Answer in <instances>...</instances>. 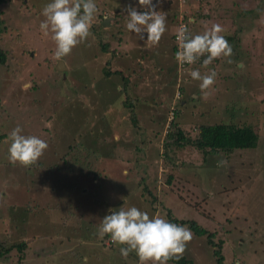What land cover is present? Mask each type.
<instances>
[{
  "label": "rangeland",
  "instance_id": "obj_1",
  "mask_svg": "<svg viewBox=\"0 0 264 264\" xmlns=\"http://www.w3.org/2000/svg\"><path fill=\"white\" fill-rule=\"evenodd\" d=\"M50 2L8 0L1 6V19L9 30L1 42L7 57L6 64L0 66V102L3 105L0 135L7 145L0 143V175L6 172L0 176V242L6 249L21 242L26 248L22 252L7 253L0 264H84V257L88 258L87 264H138L134 252L125 259L117 245L101 246L97 235L101 221L110 210L133 206L147 212L150 218L158 213L166 220L170 217L197 222L214 234L216 242L225 241L222 246L224 264L236 261L264 264V0H163L160 9L166 14L170 28L166 29L162 40L164 36L171 39L169 31L177 28L175 25L180 19L188 24L190 18L194 24L188 27L194 34H202L213 24H220L224 29L222 35L234 39H226L233 48L230 58L233 63H228L229 58L225 57L216 59L215 83L206 94L200 90V81L195 85L191 83L187 88L190 91L180 103L171 105V109L176 107V110L186 106L181 114L184 136L197 137L196 125L228 122L230 109L237 99L241 107H246L234 114L235 123L254 125L261 138L255 150H237L229 156L209 154L204 160L192 147L178 150L169 146L165 157L163 142L171 120L164 115L168 109L163 112L164 106H137L139 130L159 136L148 134L151 142L148 148L141 146L144 141L132 139V135L125 142H128L130 154H135L132 160L138 161L139 166L147 165L145 170L136 172L142 171L140 178L144 174L151 195H142L141 189L136 187L139 178L130 172L135 166L137 168L136 163L128 165L122 161L127 146L113 144L121 139L114 127H118L119 132L122 131L120 127L129 131L127 115L130 110L124 112L129 103L125 92L121 91L124 74L144 68L140 71L144 78L135 76L130 83L131 86L137 84L135 91L140 96L146 95V102L154 94L159 102L165 101L171 92L165 79L163 83L158 81L162 59L157 54L161 51L155 46L146 47L144 41L126 29L128 6L142 7L138 0H95L98 11L91 35L70 55L56 60L51 34L44 36L39 27L45 19L42 10ZM110 12L119 15L113 16ZM103 14L111 24L102 27L103 41L100 43L97 38L100 29H93V25ZM172 20H175L174 26L169 24ZM144 35L146 39L147 34ZM100 44L106 45V53ZM162 45L169 52V42L162 44L160 40L159 47ZM142 53L143 62L135 61ZM169 57L165 55L166 59ZM60 65L64 67L63 72L56 70ZM106 70H118L119 74L106 80L103 77ZM211 71L200 70L201 75ZM131 86L127 93H131ZM186 101L196 108L194 115L187 112ZM200 112L203 115H199ZM162 120H165L163 126ZM17 126L23 129L22 135L37 136L48 144L31 170L19 165L14 169L8 167L5 154H8L9 142L6 141ZM130 129L134 130L131 126ZM86 147L96 150V157L91 158L96 162H86L82 167L97 171L99 179L107 185L106 189L98 187L92 191L97 198L90 193L88 197L72 193L66 184L65 189H60L55 178V175L62 176L58 170L60 167L63 170L67 155V162L72 154L88 159ZM143 148H147L145 153ZM220 161L227 163L218 166ZM121 168L125 179L121 177ZM8 184H15L18 187L15 190L20 192L12 195L9 192L12 186ZM72 185L74 189L77 187L73 181ZM21 192L28 193L31 201L40 206L34 209L32 203L28 205ZM2 196L6 199L3 205ZM8 205L12 207L8 209ZM88 214L92 216L89 221ZM75 230L70 243L73 245L69 246L65 237ZM109 237L106 235L102 240L105 242ZM182 257L193 264H214L206 239L195 235Z\"/></svg>",
  "mask_w": 264,
  "mask_h": 264
},
{
  "label": "clouds",
  "instance_id": "obj_2",
  "mask_svg": "<svg viewBox=\"0 0 264 264\" xmlns=\"http://www.w3.org/2000/svg\"><path fill=\"white\" fill-rule=\"evenodd\" d=\"M138 3L144 11L129 5L126 29L144 41L146 47L157 46L166 32V14L156 10L158 5L153 0H138ZM158 3L162 4L163 0H158ZM97 11L95 0H51L44 6L42 16L45 19L39 27L44 36L51 34L55 44L54 59L61 60L70 55L76 46L88 39ZM103 17L108 19L105 14ZM193 22L191 18L188 20V24ZM188 24H181L177 30L178 51L174 41L172 45L176 48L175 60L179 66L193 65L201 57H205V68L221 57L229 58L227 62L233 63L230 59L233 48L222 35L224 29L220 24H213L210 29L196 35L191 34ZM189 75L200 81V90L206 94V90L215 83L217 73L211 71L201 75L199 70H192ZM22 131L17 126L9 133L7 158L13 166L29 168L44 155L48 144L37 136L22 135ZM226 163L220 161L218 166ZM97 235L100 239L109 235L125 259L134 252L138 264H168L169 260L181 258L193 239V233L187 226L169 222L158 213L150 218L147 212L135 206L110 210V214L101 221ZM87 259L84 257V264H87Z\"/></svg>",
  "mask_w": 264,
  "mask_h": 264
},
{
  "label": "trees",
  "instance_id": "obj_3",
  "mask_svg": "<svg viewBox=\"0 0 264 264\" xmlns=\"http://www.w3.org/2000/svg\"><path fill=\"white\" fill-rule=\"evenodd\" d=\"M6 2H8V0H0V66H4L6 64V57L7 54L2 51V46H1V42L3 40V35H5L7 33V28L4 27L3 25V19H1V6H3L4 4H7ZM141 12L143 10H140ZM119 15V13H116L113 16H117ZM3 16V13H2ZM193 17H195L193 15ZM174 18L176 19L177 17L174 16ZM185 18H187V14H185ZM97 19L99 20V22L95 23L93 25V29H100V32H98V40L100 43H102V39H101V35L103 33L102 27L107 28L110 26V21H107L106 19H103V16H98ZM96 19V20H97ZM172 24V21H170ZM175 22V20H173V23ZM194 24V23H193ZM197 24V23H196ZM174 26V25H173ZM175 26H177V28L174 29L173 32H169L171 34V40L172 38H175V36L177 35V30L179 28V25L176 24ZM169 27V26H168ZM7 30V31H6ZM190 30V29H189ZM94 31V30H93ZM192 35H196L198 34L197 32H192L190 31ZM226 39L230 40V41H234V39L229 38V37H225ZM174 41V40H172ZM101 45V44H100ZM101 48L104 50V52L106 53L107 51V47L106 45H101ZM176 48L175 46L172 48V53L174 55H171L169 57V59H162L161 62H159V66H158V71H161L158 73V75L160 76L159 78V82L163 83V79H165L168 82V87H170V93H168L167 99L165 101H161L159 102L157 100V95L154 94L152 96L149 97V101L147 100V102L144 100L146 99V95L144 96H140L136 91V87L137 84H135V86H131L130 83V79L132 80L135 76H137L138 78L142 79L144 78L141 74L140 71L141 69H144L143 67H140L138 70L137 69H132L131 70V74H127V75H123V85H122V90L125 92V99L127 100L126 102L129 103V106L127 108V110L124 112H128L129 110V114L127 115V118L130 119L129 123H127V128L129 129V131L127 130H123L122 127L121 130L122 131H118V127H114L113 130L115 131V134L117 133L118 135L121 134V139L118 141H113V144H119L122 147H126V149L124 150L125 152L122 155V161L126 162L128 165L135 162L137 165V168L135 166V168H132L133 174H136V177L139 178V181L136 183V187L140 188L142 191V195L144 194H148L151 195V189H149V187L147 186V183H145L144 181V177L142 175V177H139V172L138 169L141 170H145L147 168L146 164H142L139 166L138 161H134L132 160V158L134 157L135 154H130V152L128 151V142H125L127 137L129 136H133L132 139H137L144 141L143 144H141V146H147L151 144V142L149 141V135H152L153 137H157L159 135H157L156 133H149L145 131H140L138 128V121L136 119V110H137V106L143 107L144 106H150L152 107H161L164 106V110L163 112L166 110V108L168 109L167 113L164 114L165 116H169L168 118H171L170 123H169V127L168 130L165 133L164 139L165 141L163 142V149L165 148V157H167L166 155H168L167 150L169 149V146H174L176 149H180L183 150L186 147H192L195 150H197V152L201 153L205 158L209 155V154H219L222 153L225 156H229L231 154H233L235 151L239 150V151H248V150H255L257 148L258 142L261 138V136L258 134L257 129L254 125L252 124H247V123H235V119L236 116L234 115L237 110H243L246 106L241 107V105H239V103H241L240 100L237 101V99L234 101V105L232 106V108L230 109L231 112V116H230V120L228 122H220L217 124H201V125H196L195 127V131H198L197 133V137H195L194 139L188 138L186 136H184L183 130L181 128V124H182V120H181V114H182V110L183 108H185L186 106H183L181 109L176 107L174 109H171V105H177L180 103V100L185 96L186 92H189L190 90H188V86L193 83L195 85L196 82H198L197 80H193L191 78V76L189 75L190 71L192 70H205V69H209L214 71L213 69L215 68L214 65H216L214 61L211 65H209L207 68L203 67V59L205 57H201L200 60H198L195 64L193 65H187L185 64L183 67L179 66L178 63L175 60V54H176ZM8 57H10V52H8ZM164 62H169L168 64L164 63ZM139 66V65H138ZM119 71H114L112 72L111 70H106L104 72L103 77L108 80L112 75H118ZM199 84V83H198ZM132 87L131 93L126 92V90H128L129 87ZM185 102V101H184ZM186 105L188 107L187 112H189L190 114L194 115L195 113V107L189 106L188 105V101H186ZM3 105L0 102V111L2 109ZM177 111L179 113H177ZM131 112H133V114H131ZM131 115H133L131 117ZM199 115H203L202 112L199 113ZM162 126L163 124H165V120H162ZM115 125L117 126V123H115ZM134 129H130V126ZM111 128V127H110ZM130 133V134H128ZM86 139V138H85ZM4 137L2 135H0V143L4 144L5 146L7 145V143H5ZM132 142V141H131ZM130 142V143H131ZM146 142H148L146 144ZM170 142V144H169ZM129 143V144H130ZM172 143V144H171ZM87 145V144H86ZM90 146V145H89ZM131 147H133V145L131 144ZM147 148H143V152L145 153ZM86 151L87 153L85 154V156L88 157V159H85L83 157L80 156V154L77 155H70V162H67V155L64 159L63 162V170L65 169V171H63L60 167V170H58V173H60L62 176H58L55 175V178L57 179L56 182L58 183V185L60 186V189H65V184L67 185V187L70 189L71 188V192H77V194H79L81 197H88V193L92 194L93 198H97V196L95 195V193H93L92 191H96V188H101L102 187L104 189L107 188V185L104 183L105 181H101L99 179V173L97 171H94L92 169H90V167L87 166V169L83 168V164H87L86 162L92 164L93 162H96L94 160H91V158L96 154V150H93L92 148L86 147ZM163 151V150H162ZM160 154V153H159ZM79 155V156H78ZM5 156L7 157L8 154H5ZM96 157V155H95ZM82 158L84 161H81ZM166 159V158H165ZM99 163V162H98ZM1 165V164H0ZM89 165V164H88ZM11 166V169H14V166L9 162L8 160V167ZM94 168V166H93ZM125 168V167H123ZM121 168V177L123 179L126 178V176L123 175V171L124 169ZM158 168V167H157ZM33 169L32 167H29V170ZM120 169V168H119ZM123 170V171H122ZM6 174V172L1 173L0 176ZM172 176H170L171 179ZM87 178V179H85ZM94 179V180H93ZM170 179L168 180V182L170 183ZM69 180V181H68ZM75 180V181H74ZM72 181L75 182V185L77 186L75 189L73 188L72 185ZM9 182H12L9 180ZM8 182V183H9ZM59 182H62V184H60ZM68 182V184H67ZM11 185L12 188L9 189V192L16 196L20 191H17L15 189H18V187L15 184H8V186ZM87 185V188L85 187ZM70 186V187H69ZM27 190H28V186ZM93 187V190H91L90 188ZM158 189V188H157ZM8 190V189H7ZM6 190V191H7ZM5 191V192H6ZM28 192H30L29 194H31L32 192L30 190H28ZM21 196L22 198L26 197V203L29 205L30 203L33 204V208L36 209L38 206H40V204L36 203L35 201H31V199L28 195V193L25 195L24 193L21 192ZM3 197V202L1 201V204H5L6 203V199L4 196ZM90 197V196H89ZM92 198V199H93ZM21 199V198H20ZM99 201V200H98ZM19 204V203H17ZM16 204V205H17ZM31 205V204H30ZM49 206V205H48ZM51 206V205H50ZM12 207L8 205V209ZM44 207H47V204H44ZM77 211V210H76ZM37 212V211H36ZM78 212V211H77ZM40 213H44V212H40ZM78 217H82L78 216ZM87 220L89 221L92 216L90 214L87 215ZM167 220L169 222L172 223H176L178 225H182V226H187L188 228H190V230L192 231L193 235L197 236V237H204L206 239V243L208 245V247L211 249L212 251V256L214 259V264H224V256L222 254V250H223V245L225 243L224 240H218L217 242L214 240V234L209 233L206 229L202 228L197 222L195 221H178L176 219H172V218H168ZM91 225V224H90ZM76 231H71V233H69L66 237H65V241L69 243V246H72L73 244L71 243V236L75 237ZM106 236V235H105ZM97 238V237H96ZM108 240H106L104 242V240L100 239V243L101 246H104L105 248H112L113 247V243L111 241V238H107ZM228 239V237L226 238ZM26 248V244L25 243H14L10 246L4 247V245L2 244V242H0V259H4L6 254L11 252L12 250H17L19 252H22L24 249ZM70 255L75 256V253H71ZM55 260V258H54ZM53 260V261H54ZM168 262H172L175 264H193L190 260H187L186 258H179V259H173V260H169ZM235 262V261H234ZM234 264V263H233Z\"/></svg>",
  "mask_w": 264,
  "mask_h": 264
},
{
  "label": "crops",
  "instance_id": "obj_4",
  "mask_svg": "<svg viewBox=\"0 0 264 264\" xmlns=\"http://www.w3.org/2000/svg\"><path fill=\"white\" fill-rule=\"evenodd\" d=\"M153 3L155 4L156 3V0L155 1H153ZM158 6H157V8H156V10L158 11V12H162V10L160 9V6H161V4H158V3H156ZM137 10H143L144 11V9L143 8H139V9H137ZM170 24V23H169ZM172 24H173V20H172ZM174 25V24H173ZM169 25H168V23H166V29L167 28H170V26L168 27ZM170 32V31H169ZM172 37V36H171ZM161 41H162V44H166V41L167 42H169V48L168 49H170L169 50V52H168V50H164L163 49V46L164 45H162L161 47H159V44L157 45V46H155L157 49H159L160 51H161V53H159V54H157L158 56H160L161 57V59H166L165 58V55L167 54V55H169V56H171V55H174L173 53H172V46H170V41H171V39L170 38H168V36L167 37H165L164 36V38H163V40H162V38H161ZM161 44V43H160ZM126 51V49H124V52ZM172 53V54H171ZM171 54V55H170ZM140 57V58H139ZM141 61V62H143V60H144V56H143V53L142 54H140L139 56H138V58H136L135 59V61ZM156 65V64H155ZM57 194V193H56ZM36 234V233H35ZM40 235V237H42V236H44V235H41V234H39Z\"/></svg>",
  "mask_w": 264,
  "mask_h": 264
},
{
  "label": "built area",
  "instance_id": "obj_5",
  "mask_svg": "<svg viewBox=\"0 0 264 264\" xmlns=\"http://www.w3.org/2000/svg\"><path fill=\"white\" fill-rule=\"evenodd\" d=\"M103 18H104V17H103ZM181 24H185V23L183 22V19H180L179 22H178V25H179V26H180ZM174 42H175V45H176V48H177V51H178V44H177L176 36H175V38H174ZM235 264H241V263L238 262V261H236Z\"/></svg>",
  "mask_w": 264,
  "mask_h": 264
},
{
  "label": "water",
  "instance_id": "obj_6",
  "mask_svg": "<svg viewBox=\"0 0 264 264\" xmlns=\"http://www.w3.org/2000/svg\"><path fill=\"white\" fill-rule=\"evenodd\" d=\"M56 70L59 72H63L64 71L63 65H60Z\"/></svg>",
  "mask_w": 264,
  "mask_h": 264
}]
</instances>
